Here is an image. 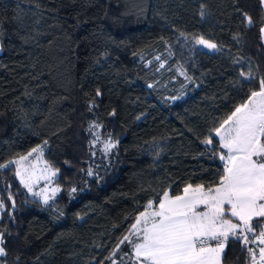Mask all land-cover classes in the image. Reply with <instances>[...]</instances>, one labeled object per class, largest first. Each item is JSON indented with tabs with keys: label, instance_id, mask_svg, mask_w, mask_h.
<instances>
[{
	"label": "trees",
	"instance_id": "1",
	"mask_svg": "<svg viewBox=\"0 0 264 264\" xmlns=\"http://www.w3.org/2000/svg\"><path fill=\"white\" fill-rule=\"evenodd\" d=\"M262 26L260 0H0V163L44 145L60 188L45 206L0 170V264H130L120 240L150 199L218 181L202 141L264 78ZM225 264L251 262L233 241Z\"/></svg>",
	"mask_w": 264,
	"mask_h": 264
},
{
	"label": "snow or ice",
	"instance_id": "2",
	"mask_svg": "<svg viewBox=\"0 0 264 264\" xmlns=\"http://www.w3.org/2000/svg\"><path fill=\"white\" fill-rule=\"evenodd\" d=\"M260 4L264 7V0H260ZM204 14L201 5V17ZM243 15L246 23L252 25V18L247 13ZM260 33L264 38V26ZM194 40L209 50H221L216 43L202 36L194 37ZM240 76L246 81L254 79L250 72H241ZM96 95H100L99 90ZM98 127L93 123L89 131ZM212 132L214 136L210 132L202 143L212 145L214 138H218L221 151L217 154L223 164L218 181L207 186L188 183L181 194L172 195L166 190L158 199H150L135 217L129 234L120 240V244L127 243L132 249L130 264H225L226 249L233 241L248 252L251 264H264V78L259 80L258 89H251L245 100L235 106ZM93 134L96 136L93 145L102 143L105 154L116 147L111 139L101 141L98 134ZM33 153L37 154L38 160L43 149L33 148L26 155L0 163V170L14 165L15 175L23 187L40 198L45 206H51L49 202L54 200L60 188H52L51 195L47 194V186L40 192L33 190L35 181L23 163ZM45 170L50 173L46 179L56 176L59 171L47 164ZM92 174L89 170L88 175ZM71 192H76V188ZM8 200L12 201L11 194ZM11 207H16L14 201ZM5 209L6 205L0 199V212ZM57 211L62 214L61 210ZM4 244V234L0 233V257L7 255ZM115 255L113 251L107 257L112 264H117L112 258Z\"/></svg>",
	"mask_w": 264,
	"mask_h": 264
},
{
	"label": "rangeland",
	"instance_id": "3",
	"mask_svg": "<svg viewBox=\"0 0 264 264\" xmlns=\"http://www.w3.org/2000/svg\"><path fill=\"white\" fill-rule=\"evenodd\" d=\"M196 47L204 52H207V53H212L214 52V50H209L205 47H203L202 45H199V44H195ZM96 133L99 135L100 137V140L101 141H105V140H108L107 138L104 137V135L102 134L100 128H95L91 131L92 133V140H91V145H92V151L93 153L95 154H98V153H101L105 156L109 155L112 151L108 152L107 154L104 153L103 151V144L102 143H95V145H93V141L96 140V136L93 134V133ZM217 141H218V138H216ZM37 148H42L43 149V155L40 159H36V153H33V155L31 157L28 158V161H25L23 162L24 163V167L27 168L28 170V173L29 174H32V177H33V180L35 181V183L33 184V190L35 192H40L41 189L45 188L47 186V194L48 195H51V189L54 188V187H58V185L56 184V180H57V177H58V173L56 176L54 177H51L50 179H46V177H49L50 176V173L48 171L45 170V165H49L51 166L48 161L46 160V157H45V151H46V147L43 145V146H39ZM221 151V149H220ZM218 160H219V157L217 156ZM220 161V160H219ZM220 163L222 164V162L220 161ZM223 165V164H222ZM15 167V166H14ZM52 169H55L54 167L51 166ZM18 181L20 182L19 178H17ZM21 184V183H20ZM22 188H23V191L31 198H34L36 200H39L40 202H42V200L36 196H33L31 195L26 188L23 187V185L21 184ZM60 193L57 192L55 194V198L56 196H58V194ZM54 198V199H55ZM52 201V200H51ZM43 203V202H42ZM135 223V221L133 222ZM132 223V224H133Z\"/></svg>",
	"mask_w": 264,
	"mask_h": 264
},
{
	"label": "crops",
	"instance_id": "4",
	"mask_svg": "<svg viewBox=\"0 0 264 264\" xmlns=\"http://www.w3.org/2000/svg\"><path fill=\"white\" fill-rule=\"evenodd\" d=\"M263 10H264V7H263ZM262 41H263V44H264V38H262Z\"/></svg>",
	"mask_w": 264,
	"mask_h": 264
},
{
	"label": "built area",
	"instance_id": "5",
	"mask_svg": "<svg viewBox=\"0 0 264 264\" xmlns=\"http://www.w3.org/2000/svg\"><path fill=\"white\" fill-rule=\"evenodd\" d=\"M258 231V230H257ZM252 247H256L255 245H252Z\"/></svg>",
	"mask_w": 264,
	"mask_h": 264
}]
</instances>
